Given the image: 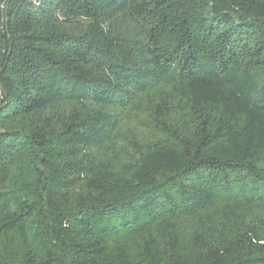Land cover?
Listing matches in <instances>:
<instances>
[{"label": "trees", "instance_id": "16d2710c", "mask_svg": "<svg viewBox=\"0 0 264 264\" xmlns=\"http://www.w3.org/2000/svg\"><path fill=\"white\" fill-rule=\"evenodd\" d=\"M0 264H264V0H0Z\"/></svg>", "mask_w": 264, "mask_h": 264}]
</instances>
